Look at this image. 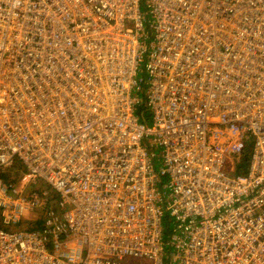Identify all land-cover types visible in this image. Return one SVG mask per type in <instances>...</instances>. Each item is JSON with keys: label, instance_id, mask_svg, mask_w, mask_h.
<instances>
[{"label": "built area", "instance_id": "2783aa9c", "mask_svg": "<svg viewBox=\"0 0 264 264\" xmlns=\"http://www.w3.org/2000/svg\"><path fill=\"white\" fill-rule=\"evenodd\" d=\"M2 173L0 264H264V0H0Z\"/></svg>", "mask_w": 264, "mask_h": 264}, {"label": "trees", "instance_id": "16d2710c", "mask_svg": "<svg viewBox=\"0 0 264 264\" xmlns=\"http://www.w3.org/2000/svg\"><path fill=\"white\" fill-rule=\"evenodd\" d=\"M138 113L140 115L141 120L146 119V121H147L148 114L142 106L139 107ZM249 155H250V150H249V148H246V150L244 151V158L241 159V162L239 164H235V174H238V173L243 174L247 171V166H248L249 159H250ZM0 177L4 178L5 182L17 183L19 181V180H17V177L15 175L9 174V173H7L5 175L2 173V174H0ZM170 227H171V225L168 224V225H166V229L164 228L165 236H166V233L170 232L171 229L168 230V228H170ZM168 236H169V234H168Z\"/></svg>", "mask_w": 264, "mask_h": 264}, {"label": "rangeland", "instance_id": "374dc122", "mask_svg": "<svg viewBox=\"0 0 264 264\" xmlns=\"http://www.w3.org/2000/svg\"><path fill=\"white\" fill-rule=\"evenodd\" d=\"M149 124H151L150 121H149ZM164 228L166 229V224H165V223H164ZM170 229H171V227L168 228V230H170ZM168 234H169V233H166L167 238H168Z\"/></svg>", "mask_w": 264, "mask_h": 264}]
</instances>
